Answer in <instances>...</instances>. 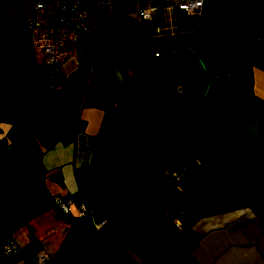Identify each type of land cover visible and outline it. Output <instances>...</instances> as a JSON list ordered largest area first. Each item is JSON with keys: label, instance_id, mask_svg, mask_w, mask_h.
I'll list each match as a JSON object with an SVG mask.
<instances>
[{"label": "crops", "instance_id": "1", "mask_svg": "<svg viewBox=\"0 0 264 264\" xmlns=\"http://www.w3.org/2000/svg\"><path fill=\"white\" fill-rule=\"evenodd\" d=\"M27 1L0 0V264H35L36 250L46 264H264V113L254 103L219 93L165 126L146 120L107 152L92 143L106 109L154 104L150 68L165 45L174 52V11L106 0L77 57L49 65L31 45ZM240 1L264 12V0H202L191 22L209 73L227 70L237 42L227 10ZM146 4L165 32L156 52L138 17ZM256 41L248 89L264 102V31ZM77 86L85 95L74 109ZM174 167L185 174L176 182L162 174ZM55 194L72 198L68 213Z\"/></svg>", "mask_w": 264, "mask_h": 264}, {"label": "trees", "instance_id": "2", "mask_svg": "<svg viewBox=\"0 0 264 264\" xmlns=\"http://www.w3.org/2000/svg\"><path fill=\"white\" fill-rule=\"evenodd\" d=\"M172 10L177 23L174 43L176 68L170 48L165 45L164 56L153 59L152 73L155 79L152 77V109L147 110L130 99L106 109L100 129L92 140L104 152L118 138L127 136L146 120L154 119L165 126L183 114L203 106L219 93L227 95L242 106L254 103L264 113V102L248 89L249 61L260 52L256 37L264 31V12L246 1L228 8L227 28L237 38V42L227 70L209 73L199 61L193 47L191 22L196 16ZM149 261L150 257L140 264H147Z\"/></svg>", "mask_w": 264, "mask_h": 264}, {"label": "built area", "instance_id": "3", "mask_svg": "<svg viewBox=\"0 0 264 264\" xmlns=\"http://www.w3.org/2000/svg\"><path fill=\"white\" fill-rule=\"evenodd\" d=\"M106 0H29L25 3L30 16L26 23L29 31L31 45L40 48L46 62L57 65L64 60L75 58L79 54V41L86 31L100 30L102 27L101 13ZM166 9L181 10L192 16H198L201 10L202 0H169L159 1ZM156 9L151 4H146L138 10L139 21L143 23L145 33L159 31V27L153 23V11ZM85 91L76 88L72 92L70 104L74 109L82 105ZM163 176L172 181H179L185 177L183 167H174L163 171ZM52 204L60 213H68L73 203L71 197L55 194L52 196ZM76 215L87 217L89 211L82 202L76 203ZM171 223L179 225L176 211H173ZM100 224V223H99ZM92 225L89 231H92ZM9 248H5L8 251ZM34 258V259H33ZM32 259L35 264H46L48 257L40 250H36Z\"/></svg>", "mask_w": 264, "mask_h": 264}, {"label": "rangeland", "instance_id": "4", "mask_svg": "<svg viewBox=\"0 0 264 264\" xmlns=\"http://www.w3.org/2000/svg\"><path fill=\"white\" fill-rule=\"evenodd\" d=\"M156 6L158 7V3L156 2ZM200 12H201V10H200ZM200 15V14H199ZM194 17V16H193ZM155 22V20L153 21V23ZM155 24V23H154ZM156 26H158L159 27V32L157 33V32H153L152 34L153 35H157L156 37H154L153 39H154V41H155V52L158 50V47L160 46L161 47V42H160V39H162V41H163V44H164V42H165V40L162 38L163 37V35L165 34V32H163V30L162 31H160L161 30V28H160V26L158 25V24H156ZM142 32L143 33H145L144 32V30L142 29ZM173 34V33H172ZM169 35H171L170 33H169V31H168V35H165L166 36V38L168 39V42L167 43H169L170 45H172V44H174L175 43V36H174V34L172 35V36H169ZM168 45V44H167ZM162 51L158 54V57H162V56H164V54L165 53H163V55H162ZM49 65H51V64H49ZM150 73H151V76L152 77H154V79H155V75H153V73H152V66H151V68H150ZM76 88H79L78 86L76 87ZM75 88V89H76ZM75 89H74V91H75ZM73 91V92H74ZM71 95H72V93H71ZM71 95H70V97H69V101H70V98H71ZM83 100H84V96H83ZM83 100H82V102H83ZM143 104V105H142ZM141 104V106L143 107L144 106V108H146L147 110H151L152 109V107L154 106V104L152 105V104H150L149 103V101H147L146 100V98H145V102L144 103H142ZM35 251H32V254H31V257H32V255H33V253H34ZM34 259V258H33Z\"/></svg>", "mask_w": 264, "mask_h": 264}, {"label": "water", "instance_id": "5", "mask_svg": "<svg viewBox=\"0 0 264 264\" xmlns=\"http://www.w3.org/2000/svg\"><path fill=\"white\" fill-rule=\"evenodd\" d=\"M171 56H172V58L174 60V68H176V65H175V57H176V54L173 52Z\"/></svg>", "mask_w": 264, "mask_h": 264}]
</instances>
